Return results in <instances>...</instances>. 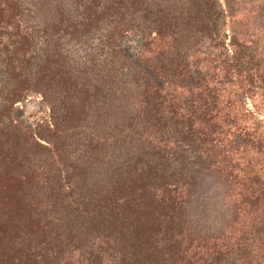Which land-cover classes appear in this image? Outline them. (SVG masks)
Returning a JSON list of instances; mask_svg holds the SVG:
<instances>
[{"label":"trees","instance_id":"1","mask_svg":"<svg viewBox=\"0 0 264 264\" xmlns=\"http://www.w3.org/2000/svg\"><path fill=\"white\" fill-rule=\"evenodd\" d=\"M0 63V264H264V0H0Z\"/></svg>","mask_w":264,"mask_h":264},{"label":"rangeland","instance_id":"2","mask_svg":"<svg viewBox=\"0 0 264 264\" xmlns=\"http://www.w3.org/2000/svg\"><path fill=\"white\" fill-rule=\"evenodd\" d=\"M35 17L37 19V16ZM31 23L34 24L35 22L32 21ZM40 41L41 40L34 35L33 46L35 47H33V51H37L38 46L40 45ZM5 71H7V69H5L0 63V189H2L4 185L6 189V183H8L9 180L7 175H13V170L14 168L16 169L15 162L10 157L11 152H9V140L11 138L9 133L7 132V129L11 128L9 126V113L6 107H4L6 99H8L12 83L6 81ZM44 110V103L36 97H31L30 99L25 100L24 102L20 103L19 106L13 109V111L19 112L17 116L21 121H26L31 115H36L43 112ZM14 143L17 147L15 155L19 158L25 157L27 160L23 159L24 162L28 161L30 164V167H28V171L32 172L33 170L34 172V178L38 184L31 185L29 188V192L33 200H36L42 197L39 187L43 184L42 182L44 181L46 175L49 173V167H47L46 164L47 158L42 159V157L39 156V153L32 152L29 149H26V147H24V145L22 144L20 138L15 140ZM21 171L24 172L23 169H21ZM18 174L20 175L22 173L19 171ZM13 189L8 188L7 192L12 193ZM3 193L4 192H1L0 190V196Z\"/></svg>","mask_w":264,"mask_h":264}]
</instances>
